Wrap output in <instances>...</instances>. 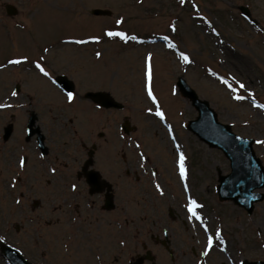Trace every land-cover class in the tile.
Here are the masks:
<instances>
[{
  "label": "rangeland",
  "instance_id": "obj_1",
  "mask_svg": "<svg viewBox=\"0 0 264 264\" xmlns=\"http://www.w3.org/2000/svg\"><path fill=\"white\" fill-rule=\"evenodd\" d=\"M56 73L74 81L71 95ZM179 76L220 122L255 139L264 166V0H0V264H10L3 245L32 264H128L143 244L158 264L264 260V199L250 214L218 200L229 161L186 128L197 111ZM85 91L123 107H99ZM31 112L44 155L25 139ZM93 145L113 185L109 211L101 195L85 204L75 177V158ZM163 231L172 258L154 240Z\"/></svg>",
  "mask_w": 264,
  "mask_h": 264
},
{
  "label": "water",
  "instance_id": "obj_2",
  "mask_svg": "<svg viewBox=\"0 0 264 264\" xmlns=\"http://www.w3.org/2000/svg\"><path fill=\"white\" fill-rule=\"evenodd\" d=\"M6 12L10 15L16 13V8L11 4L5 5ZM242 12H247V8L241 6ZM94 15H110L111 11L103 8H92L89 10ZM54 82L66 94L73 90L72 81L65 75H59ZM175 86L180 94L186 98L197 111L195 118L187 121L186 128L195 135L201 142L210 148L219 149L229 161L230 171L222 174L217 170L216 193L219 201H232L234 204L244 208L248 214L253 211L254 204L264 199L262 192L256 190L264 187V166L261 159L256 156L253 145L255 139L236 134L231 129V125L218 120L216 111L210 106L208 100L198 96L196 91L186 82L183 77H177ZM18 90V86H16ZM86 98L94 100L99 106L104 108L121 109L123 105L104 91H90L85 94ZM36 115L31 112L26 124V140H30L36 135V142L40 153L46 154L47 146L44 141V134L35 125ZM124 133H129L128 122L121 124ZM12 122L3 127L2 139L8 140L12 134ZM94 150L88 151V159L85 167L92 164ZM89 183L90 192H101L106 186L104 209H111L114 206L111 185L105 180L100 181L98 170L91 169L85 173ZM1 252L10 264H32L27 261L22 254L14 247L3 245ZM144 259L152 261V256L146 254L138 257L129 264H142ZM155 264V263H152ZM245 264H264V260L246 261Z\"/></svg>",
  "mask_w": 264,
  "mask_h": 264
},
{
  "label": "flooded vegetation",
  "instance_id": "obj_3",
  "mask_svg": "<svg viewBox=\"0 0 264 264\" xmlns=\"http://www.w3.org/2000/svg\"><path fill=\"white\" fill-rule=\"evenodd\" d=\"M59 75H65L64 73H56L55 74V77H57V76H59ZM66 76V75H65ZM67 78H69L71 81H72V83H73V90H72V92H74V90H75V86H76V84L74 83V81L70 78V77H68V76H66ZM55 85V84H54ZM16 86H18V90H19V85L17 84ZM16 86H15V89H16ZM56 86V85H55ZM57 87V86H56ZM58 88V87H57ZM59 89V88H58ZM60 91H62L61 89H60ZM88 92H90V91H88ZM92 92H94V91H92ZM87 93V91H85V92H83V95L84 94H86ZM86 98V97H85ZM92 100V99H91ZM93 102L97 105V106H99L94 100H93ZM99 107H102V106H99ZM102 108H104V107H102ZM104 109H110V108H104ZM30 115V114H29ZM28 118H29V116H28ZM28 118H27V121H28ZM27 121H26V124H27ZM38 126V125H37ZM26 127V126H25ZM39 127V126H38ZM40 128V127H39ZM40 130H41V128H40ZM101 135H103L102 133H99V136H101ZM34 137V139H35V141H36V135H34V136H32V138ZM31 139V138H30ZM44 140H45V138H44ZM90 149H92V150H95V146L93 145ZM90 149H88V151L90 150ZM47 151H48V148H47ZM88 151H87V157H82L81 159H79V157H76L75 158V160H74V162H76L77 164H78V166H77V169L75 170V177H76V180L77 181H81L82 183H83V185L84 186H86V192H87V195H88V197L86 198V203L85 204H88V203H91L92 202V200H91V198H93L94 196H96V195H101L102 197H103V204H102V206H101V208L103 209V210H106V211H109V210H112V209H114V207H115V202H114V192H113V185H112V183L111 182H109L108 180H106L103 176H102V174L100 173V171L95 167V161H94V159H93V156H92V160H93V162H92V164L91 165H89L88 167H85V163H86V161H87V159L89 158L88 157ZM47 153V152H46ZM91 169H94V170H98L99 171V173H100V181H102V180H105L106 182H108L110 185H111V190H110V192L112 193V197H113V203H114V206L111 208V209H109V210H107V209H104L103 208V205H104V199H105V192H106V186H104L103 187V190L101 191V192H94V193H91L89 190H90V187H89V183H88V181H87V178H86V176H85V173L87 172V171H89V170H91ZM91 200V201H90ZM82 204L81 203H76V204H74L73 205V208L75 207V209H77L78 207H80ZM206 234L208 235V233L206 232ZM154 240H155V242L156 243H158V244H161V246H163V248L166 250V252L169 254V256L172 258V251H171V248H170V246H169V237L166 235V231H163V238H160L159 236H155L154 237ZM143 249H144V254H142V255H139V254H136L134 257H132V259L129 261V263L131 262V261H133V260H135L136 258H138V257H144L146 254H148L149 253V255L150 256H152V261H150V260H146V259H144V262L142 263V264H152V263H155V264H158L157 262H156V257L154 256V254H152V252H151V250H149L147 247H146V245L145 244H143V247H142ZM128 263V264H129Z\"/></svg>",
  "mask_w": 264,
  "mask_h": 264
}]
</instances>
